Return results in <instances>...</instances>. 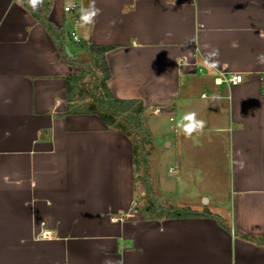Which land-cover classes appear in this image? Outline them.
Here are the masks:
<instances>
[{"label": "crops", "instance_id": "0c3cea01", "mask_svg": "<svg viewBox=\"0 0 264 264\" xmlns=\"http://www.w3.org/2000/svg\"><path fill=\"white\" fill-rule=\"evenodd\" d=\"M92 3L54 0L51 20L71 30L64 8ZM95 6L67 52L90 61L85 43L115 47L108 87L144 104L148 129L192 112L205 122L191 136L158 128L173 139L164 143L177 187L153 163L151 188L165 208L219 218L145 213L131 139L95 113L69 112L67 79L81 69L19 1L0 0V264H264V244L245 238L264 239V0ZM222 73L243 80L219 85Z\"/></svg>", "mask_w": 264, "mask_h": 264}, {"label": "trees", "instance_id": "16d2710c", "mask_svg": "<svg viewBox=\"0 0 264 264\" xmlns=\"http://www.w3.org/2000/svg\"><path fill=\"white\" fill-rule=\"evenodd\" d=\"M19 1L49 32L55 40L60 53L65 60L81 69L79 76H71L67 79V106L71 113H95L111 129L121 131L131 139L134 145V167L135 180L142 179L146 188L147 198L151 197V204L147 206V211L172 217L187 216H210L213 215L208 210L204 213L190 212L188 208L161 206L158 197L151 188L150 153L147 152V143H153V137L146 124V108L139 100H120L116 99L108 87V81L112 77L111 69L106 59V54L114 49L111 46L94 45L85 43L83 47L90 53V61H80L72 58L67 52V36L69 38L70 30L65 26L58 27L51 20V13L54 0H43L42 4L34 10L28 3V0ZM94 81V102L84 103L86 97L83 92L86 84ZM89 80V82H88ZM91 92L90 89H86ZM88 94V93H87ZM143 171V173H142ZM142 173V175H141ZM141 175V176H140ZM152 193H151V192ZM142 211V212H144ZM229 229V228H228ZM245 238L253 242L264 244V239H255L245 235Z\"/></svg>", "mask_w": 264, "mask_h": 264}, {"label": "rangeland", "instance_id": "374dc122", "mask_svg": "<svg viewBox=\"0 0 264 264\" xmlns=\"http://www.w3.org/2000/svg\"><path fill=\"white\" fill-rule=\"evenodd\" d=\"M67 42H69L68 36H67ZM70 44H74V43H70ZM81 44L82 43H79V45H81ZM94 81H95V79H91L90 83L86 84V88H85V90L83 92L84 97H86L85 100H84V103L88 104V103L94 102L93 99H94L95 96H92V94L95 95V92H94ZM88 82H89V80H88ZM86 89H88V91L90 89L91 92H87ZM152 122H153V119H149V123L151 124ZM178 123H179V121H177V120L175 122H170L169 120H163L162 123H159L158 128H162V127L165 126L166 128H169L170 131L172 132V131H174L175 129L178 128L177 127ZM147 127H148V125H147ZM158 128L154 126L152 128V130L149 129L150 133L152 134L153 140H154L153 143H149L148 142L147 145H146L147 152L150 153V158H149L150 159V167L154 163V167H155L154 172L157 173L160 176V178L162 179V181L164 183L173 185L174 188H176L177 187V180L173 176L170 177V172H169L170 166L174 165V163L172 161L173 158L172 159L170 158L171 157V153L170 152L167 153V151H166V143H164L165 140L173 141V139H172L171 136H169V137L167 136L166 138L162 137L160 135V132H159ZM158 150H160L161 153L156 158H154L153 154H154L155 151L157 152ZM151 151H153L152 154H151ZM164 151H166L165 154H164ZM142 173H143V171H142ZM142 173H141V175H142ZM149 173H151L150 169H149ZM187 182L189 183V182H191V180H188ZM190 185L191 186H190L189 189L191 190V192H189V190H188V193H193V192H194V194L198 193L197 189L195 187V183L190 184ZM186 188L188 189V186ZM181 192H183V190H181ZM149 203H150V201H148V204ZM203 203L206 204V201H203ZM163 207H166V206H163ZM168 207H170V206H168Z\"/></svg>", "mask_w": 264, "mask_h": 264}, {"label": "clouds", "instance_id": "9594fccd", "mask_svg": "<svg viewBox=\"0 0 264 264\" xmlns=\"http://www.w3.org/2000/svg\"><path fill=\"white\" fill-rule=\"evenodd\" d=\"M43 0H28L29 5L35 10L38 5L42 4ZM69 5L66 7V11L69 10ZM80 21L77 23V27L81 28L85 25L91 24L94 22V19L96 16H98L101 12L99 8H96L95 6V0H93V3L88 8H81L80 10ZM235 46V45H234ZM189 55L191 53L189 52ZM219 56V49H215L209 53H207L205 59L203 60V63L205 66L209 67L210 69H215L218 65L217 61H212L211 58ZM211 61V62H210ZM259 62L264 63V54H262L259 57ZM242 77L240 75L234 76V81H240ZM219 83V81H217ZM205 126V122L203 120H197L196 119V113L192 112L183 117V119L178 123L177 127L179 130H181L185 135L191 136L194 132L198 130H202ZM46 221H42L41 227L43 228V225ZM47 234V232H45Z\"/></svg>", "mask_w": 264, "mask_h": 264}, {"label": "built area", "instance_id": "2783aa9c", "mask_svg": "<svg viewBox=\"0 0 264 264\" xmlns=\"http://www.w3.org/2000/svg\"><path fill=\"white\" fill-rule=\"evenodd\" d=\"M68 7V6H66ZM66 7L64 8V12L69 14L71 16L70 20H71V30H70V37L72 39V41L74 43H80L81 42V38L79 35V31L80 28L77 27V23L78 21H80V15H81V7L78 4H73L69 7V10L66 11ZM236 75H240L242 77V79L240 81H234V76ZM243 80V75L241 74H231V75H227V73H222L220 77H218L215 81L217 83V81H219V85H222L224 83H229L232 85H237L239 83H241Z\"/></svg>", "mask_w": 264, "mask_h": 264}]
</instances>
